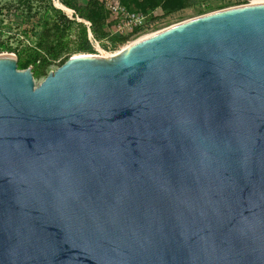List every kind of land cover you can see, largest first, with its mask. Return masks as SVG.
<instances>
[{
	"label": "water",
	"instance_id": "95a60500",
	"mask_svg": "<svg viewBox=\"0 0 264 264\" xmlns=\"http://www.w3.org/2000/svg\"><path fill=\"white\" fill-rule=\"evenodd\" d=\"M0 264H264V2L38 84L1 53Z\"/></svg>",
	"mask_w": 264,
	"mask_h": 264
},
{
	"label": "trees",
	"instance_id": "16d2710c",
	"mask_svg": "<svg viewBox=\"0 0 264 264\" xmlns=\"http://www.w3.org/2000/svg\"><path fill=\"white\" fill-rule=\"evenodd\" d=\"M16 1L18 5L25 6L27 11L25 15L18 16L21 19L19 23L31 22L29 27L14 32L13 36L7 34L3 37L12 28L9 25L1 26L0 52L14 53L17 56L18 69L32 66L33 76L44 74L45 68L55 60L61 65L71 53L93 52L90 37L97 41L106 40L111 46L121 44L128 38V35L115 32L116 19L104 6L103 0H87L84 7L79 6L78 0H57L74 10V14L82 19L79 21L69 19L61 8L54 5L53 0H39L41 10L33 12L31 0ZM119 1L130 11L146 13L160 8L165 15L190 4L187 0ZM12 38L16 43L10 40Z\"/></svg>",
	"mask_w": 264,
	"mask_h": 264
},
{
	"label": "rangeland",
	"instance_id": "374dc122",
	"mask_svg": "<svg viewBox=\"0 0 264 264\" xmlns=\"http://www.w3.org/2000/svg\"><path fill=\"white\" fill-rule=\"evenodd\" d=\"M187 1L190 2L188 6L168 15H165L160 8L154 9L153 10L154 12L152 14L156 15V18L154 19L153 24L151 26L147 27L146 29L129 33L127 40H125V42L121 44H117L116 46H111L110 42L106 40H102V41L96 40L98 42V46H96V44L94 43L93 46L94 51L88 53H92L100 56H106V55L108 56L112 53L119 51L121 48H124L131 42H134L135 40L142 38L143 36H146L150 33H154L158 30L164 29L173 24L185 21L187 19L202 14L217 11L220 9L250 3V0H187ZM254 1H259V0H254ZM86 2L87 0H78L80 7H84ZM53 3L54 5L57 4L58 6L62 7L63 8L62 10L65 12V14L69 19H74L78 21L82 20L81 18H79L77 15L74 14V10L65 7L64 5L60 4V2H58L57 0H53ZM30 4L33 7L31 12H33L34 10L37 11L41 10V3L39 2V0H31ZM26 12H27L26 7L25 6L23 7L22 5H18V2L16 0H0V20H1L0 27L4 25L6 26L9 25L12 28L11 29L12 31L4 34L3 37H5L7 34L8 36H13L14 32H18V30H21L24 27H29L31 21L24 22L22 24L19 23L21 19L18 16L25 15ZM85 23L87 22L85 21ZM73 27H75V25ZM2 29L6 30V28H2ZM10 40L13 43H16L14 38ZM1 53H5V52H0V54ZM73 54H77V53L76 52L71 53L70 56ZM58 66H59L58 60L51 62L45 68L44 74L34 76L35 84H38L49 71H53Z\"/></svg>",
	"mask_w": 264,
	"mask_h": 264
},
{
	"label": "built area",
	"instance_id": "2783aa9c",
	"mask_svg": "<svg viewBox=\"0 0 264 264\" xmlns=\"http://www.w3.org/2000/svg\"><path fill=\"white\" fill-rule=\"evenodd\" d=\"M104 6L112 13L116 19L115 32L128 35L133 33L134 30H142L153 24L156 15L152 13L154 11H148L146 13L130 11L125 8L116 0H103ZM254 0H250L252 2ZM151 34V33H150ZM90 41L94 46H98V42L90 37Z\"/></svg>",
	"mask_w": 264,
	"mask_h": 264
},
{
	"label": "bare ground",
	"instance_id": "6f19581e",
	"mask_svg": "<svg viewBox=\"0 0 264 264\" xmlns=\"http://www.w3.org/2000/svg\"><path fill=\"white\" fill-rule=\"evenodd\" d=\"M254 2H264V0H259V1H254ZM149 35V34H148ZM144 37V36H143ZM116 53H118V51L117 52H115V53H112V54H110V55H106V56H101V57H110V56H113L114 54H116Z\"/></svg>",
	"mask_w": 264,
	"mask_h": 264
}]
</instances>
